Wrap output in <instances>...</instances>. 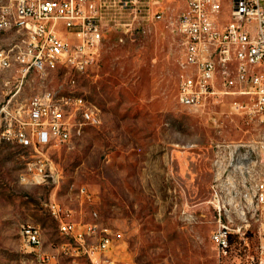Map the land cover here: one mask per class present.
Masks as SVG:
<instances>
[{
  "label": "rangeland",
  "instance_id": "rangeland-1",
  "mask_svg": "<svg viewBox=\"0 0 264 264\" xmlns=\"http://www.w3.org/2000/svg\"><path fill=\"white\" fill-rule=\"evenodd\" d=\"M162 5L169 9L159 22L108 32L98 62L86 71L0 66V107L49 90L69 102L71 128L65 141L37 144L0 132V264H92L64 249L71 239L60 231L52 201L78 222H98V235L109 231L104 257L113 264H218L209 203L216 144L259 140L264 126L236 112L232 98L205 107L177 100L185 39L177 19L186 0ZM19 36L17 27L2 31L0 49ZM38 161L45 174L32 177L29 165ZM83 186L92 200L82 196ZM25 223L41 228L49 261L23 241Z\"/></svg>",
  "mask_w": 264,
  "mask_h": 264
},
{
  "label": "built area",
  "instance_id": "built-area-1",
  "mask_svg": "<svg viewBox=\"0 0 264 264\" xmlns=\"http://www.w3.org/2000/svg\"><path fill=\"white\" fill-rule=\"evenodd\" d=\"M0 33L17 27L19 37L0 49V66L47 72L58 67L80 72L94 66L108 32L134 33L164 19L163 0H0ZM225 16L229 19L223 20ZM177 26L184 34L177 100L191 107L232 98L236 112L256 116L264 126V0H186ZM40 55H48L40 64ZM11 97L0 107V132L21 144L65 141L70 122L49 90L23 100ZM257 153V157H254ZM259 165V168H258ZM32 177L45 174L43 162L29 165ZM82 196L93 199L81 187ZM209 203L215 214L211 240L218 264H264V137L223 141L212 159ZM59 229L69 235L70 255L92 264H113L105 258L112 238L93 220L78 222L68 208L52 201ZM97 215V212H94ZM25 244L43 261L41 228L21 226ZM252 239L255 246L252 248ZM66 245V246H65ZM68 251V252H69Z\"/></svg>",
  "mask_w": 264,
  "mask_h": 264
},
{
  "label": "bare ground",
  "instance_id": "bare-ground-1",
  "mask_svg": "<svg viewBox=\"0 0 264 264\" xmlns=\"http://www.w3.org/2000/svg\"><path fill=\"white\" fill-rule=\"evenodd\" d=\"M48 55H40V64H47Z\"/></svg>",
  "mask_w": 264,
  "mask_h": 264
},
{
  "label": "crops",
  "instance_id": "crops-1",
  "mask_svg": "<svg viewBox=\"0 0 264 264\" xmlns=\"http://www.w3.org/2000/svg\"><path fill=\"white\" fill-rule=\"evenodd\" d=\"M79 222H82V221H79ZM75 257H80V256L75 255Z\"/></svg>",
  "mask_w": 264,
  "mask_h": 264
}]
</instances>
